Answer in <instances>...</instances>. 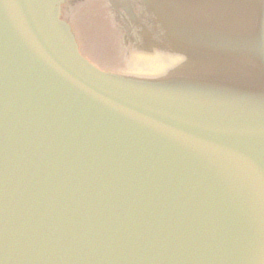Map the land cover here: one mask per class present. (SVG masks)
<instances>
[{
    "label": "water",
    "instance_id": "95a60500",
    "mask_svg": "<svg viewBox=\"0 0 264 264\" xmlns=\"http://www.w3.org/2000/svg\"><path fill=\"white\" fill-rule=\"evenodd\" d=\"M106 1L0 0V264H264V0Z\"/></svg>",
    "mask_w": 264,
    "mask_h": 264
},
{
    "label": "flooded vegetation",
    "instance_id": "af4514ba",
    "mask_svg": "<svg viewBox=\"0 0 264 264\" xmlns=\"http://www.w3.org/2000/svg\"><path fill=\"white\" fill-rule=\"evenodd\" d=\"M102 1H104L106 4H107V6L109 7L108 9H109V11H110V14H111V17L114 19H119L121 22H122V25H120V27H119V30L120 31H122V35L123 36H125L124 34V32L123 31H125V32H127L128 33V30L129 29H131V27H130V25H131V23H132V16H130V15H128L127 13H126V11L123 9V8H121V7H118V6H116L117 8H115L114 9V7H112V5H110L106 0H102ZM133 2V3H132ZM97 3V2H96ZM95 4V3H94ZM130 4H131V11H132V13L134 14V17L137 19V21H140L141 22V25H145V24H148V21H147V19L149 20V12L146 10V8H145V6H144V4H143V1H141V0H132V1H130ZM135 6L138 8V10H137V12H135L134 10V8H135ZM118 9V10H117ZM82 12V11H81ZM116 13V14H115ZM86 14V13H85ZM140 14H142L141 16H140ZM86 18H89L91 15L89 14V16L86 14ZM146 21V22H145ZM136 22V21H135ZM127 23V24H126ZM158 23V22H157ZM123 24H125V25H127V27L125 28V26H123ZM133 24V23H132ZM159 25H160V23H158ZM134 25V24H133ZM146 32L147 31V28H143V27H141V28H138V31H136L137 32V34L142 38V39H144L143 38V35H142V33L143 32ZM160 31L161 32H159L158 34H160L161 36H158L159 38H160V40L162 39V38H165L164 36H162V34H166V32L164 31V30H161V26H160ZM148 32H150V31H148ZM157 34V35H158ZM152 37H154V34L152 35ZM145 38H146V36H145ZM155 38H157V37H155ZM155 38H153V39H155ZM75 40H76V42H77V45H78V48H79V43H78V40L75 38ZM145 40V39H144ZM160 40H158L157 39V41H159L160 43L162 42V41H160ZM165 43H166V41H165ZM79 51H80V48H79ZM155 51H156V49H155ZM159 51V50H158ZM81 52V51H80ZM84 55V54H83ZM88 60H89V57H87L86 55H84ZM90 61V60H89ZM90 62H92V61H90ZM93 63V62H92ZM95 66H97V64H95V63H93ZM98 67V66H97Z\"/></svg>",
    "mask_w": 264,
    "mask_h": 264
}]
</instances>
